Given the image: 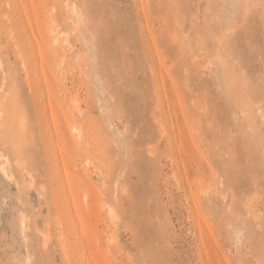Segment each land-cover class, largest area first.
<instances>
[{"label": "rangeland", "instance_id": "rangeland-1", "mask_svg": "<svg viewBox=\"0 0 264 264\" xmlns=\"http://www.w3.org/2000/svg\"><path fill=\"white\" fill-rule=\"evenodd\" d=\"M0 264H264V0H0Z\"/></svg>", "mask_w": 264, "mask_h": 264}, {"label": "bare ground", "instance_id": "bare-ground-1", "mask_svg": "<svg viewBox=\"0 0 264 264\" xmlns=\"http://www.w3.org/2000/svg\"><path fill=\"white\" fill-rule=\"evenodd\" d=\"M54 42L56 43V39H55V41H54ZM65 42H66V41H65ZM65 42H64V43H65ZM66 43H67V42H66Z\"/></svg>", "mask_w": 264, "mask_h": 264}]
</instances>
